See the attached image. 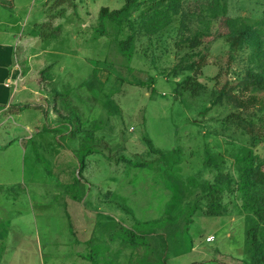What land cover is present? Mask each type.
<instances>
[{
    "label": "rangeland",
    "instance_id": "obj_1",
    "mask_svg": "<svg viewBox=\"0 0 264 264\" xmlns=\"http://www.w3.org/2000/svg\"><path fill=\"white\" fill-rule=\"evenodd\" d=\"M124 2L0 13L44 121L0 118V264H264V0Z\"/></svg>",
    "mask_w": 264,
    "mask_h": 264
},
{
    "label": "crops",
    "instance_id": "obj_2",
    "mask_svg": "<svg viewBox=\"0 0 264 264\" xmlns=\"http://www.w3.org/2000/svg\"><path fill=\"white\" fill-rule=\"evenodd\" d=\"M10 2V4H8ZM11 8V9H10ZM18 8L16 5V0H0V13H7L8 11H13ZM100 10V9H98ZM0 14V118L8 112L10 117L13 115H19V130L23 132H29V134H41L44 130L42 129L44 121L42 116L39 114H32V118H29L26 114V108H34L35 103L33 101V94H35L34 84H25L24 79H21L20 73L21 69L15 63V50L19 47V52L22 55L24 44L29 42V37L26 33L29 29H24L22 33L15 31L16 25L19 23H11L7 19L2 18ZM17 80L15 91L13 87H7L6 83L9 80ZM26 106V107H22ZM36 108V107H35ZM11 110V111H10ZM33 138V137H32ZM25 141L22 140V143ZM17 219L19 221V210H14ZM0 216V225L2 223H8L7 211L3 210ZM1 226L2 231L0 232V239L4 241L5 239H10L8 236V230ZM17 237L19 233H16Z\"/></svg>",
    "mask_w": 264,
    "mask_h": 264
},
{
    "label": "trees",
    "instance_id": "obj_3",
    "mask_svg": "<svg viewBox=\"0 0 264 264\" xmlns=\"http://www.w3.org/2000/svg\"><path fill=\"white\" fill-rule=\"evenodd\" d=\"M67 1H69V0H58V3H64ZM71 1H73V0H71ZM124 1H125L124 2L125 4H124V7H122V8L109 10V8L107 6L101 7L99 10V15L100 16L108 15L110 17H114L116 15H119L123 11H125L135 0H124ZM256 36H257V32L254 29H251V28L241 29L238 31L237 34H235L231 37L230 45L233 46V45L239 44L240 42H242L244 40H248V39L256 37ZM194 43H195L194 45L197 44L196 42H194ZM188 77H190V76H188ZM249 78H250L251 83L254 84L255 86H261L262 84H264V78H262V76H260L258 74H250ZM22 107H26V106H22ZM254 174H255V176H254ZM250 177L251 178L255 177V181L259 180L261 182H264V172H259L258 170H256L254 173L252 171L250 174ZM261 217L264 218V210H262V212H261ZM120 227H122L128 235H130V236L133 235V231H131V230H129L123 226H120ZM252 231H253V233H252V239L253 240L252 241L256 242V236H255L254 228L252 229ZM165 249H166V247H165ZM157 262H158V264H166V262L164 260L162 261L159 258H158ZM148 264H154V263L152 261H149Z\"/></svg>",
    "mask_w": 264,
    "mask_h": 264
},
{
    "label": "built area",
    "instance_id": "obj_4",
    "mask_svg": "<svg viewBox=\"0 0 264 264\" xmlns=\"http://www.w3.org/2000/svg\"><path fill=\"white\" fill-rule=\"evenodd\" d=\"M16 84H17V80L14 78L13 80H9L7 83H6V86L7 87H13V90L15 91V88H16ZM213 239V236H209L207 238V241H210Z\"/></svg>",
    "mask_w": 264,
    "mask_h": 264
}]
</instances>
